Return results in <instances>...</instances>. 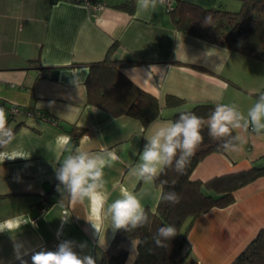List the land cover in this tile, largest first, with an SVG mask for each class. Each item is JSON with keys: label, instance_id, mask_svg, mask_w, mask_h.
<instances>
[{"label": "crops", "instance_id": "0c3cea01", "mask_svg": "<svg viewBox=\"0 0 264 264\" xmlns=\"http://www.w3.org/2000/svg\"><path fill=\"white\" fill-rule=\"evenodd\" d=\"M95 1L104 7L97 10L70 1L0 0V108L15 132L12 143L0 151L18 157H0V224L4 229L0 231V264H33L35 254L55 251L66 240L78 245L86 242L82 254L98 261L113 240L116 231L109 221L104 220L96 233L88 221L90 207L72 206L53 188L59 183L54 171L57 160L66 155L58 137H71L72 148L116 152L121 162L104 169L108 203L126 187L142 197L145 209H156L159 186L130 175L153 121L144 126L138 118L113 115L92 102L88 77L93 63L113 61L135 85L156 96L162 108L154 121L173 120L177 113L200 103L234 104L246 114L256 95L264 93V60L183 30L165 4L143 11L137 0ZM175 5L183 17L191 11L190 5L236 11L241 0H175ZM168 95L183 102L168 105ZM14 105L24 111L11 116ZM29 110L40 114L30 115ZM203 134H208L207 128ZM240 135L242 151L208 154L192 179L206 181L264 167V134L249 130ZM209 141L204 136L203 144ZM235 197L229 206L201 214L191 227L185 249H191L201 264H230L264 228V175L239 188ZM44 204L47 209L38 214ZM65 212L70 214L67 223L60 218ZM132 242H136L134 247ZM122 246L129 251L127 261L133 255V264L137 241Z\"/></svg>", "mask_w": 264, "mask_h": 264}, {"label": "trees", "instance_id": "16d2710c", "mask_svg": "<svg viewBox=\"0 0 264 264\" xmlns=\"http://www.w3.org/2000/svg\"><path fill=\"white\" fill-rule=\"evenodd\" d=\"M129 8L133 10V5L130 4ZM190 10L189 14L183 17L179 16L176 5L170 10L183 30L264 60V0H241V7L236 11L204 8L199 5H190ZM209 16L211 23L203 25L205 18ZM88 85L90 100L113 115L126 114L138 118L144 126H148L161 115L159 99L135 85L123 75L113 61L93 63ZM181 102L183 99L175 95L167 96L168 105ZM213 109L212 103H200L184 112H194L207 117ZM180 113H177L173 120ZM71 131H74V128ZM81 133L82 130L75 133V143ZM203 135L209 138L208 134ZM220 143L223 141L210 139L208 143L201 145L184 174H178L171 169L162 174L156 185L159 186L160 181H167L164 191H175L180 196V202L175 205L158 202L155 210L146 209L149 212L150 225L129 232L117 230L110 246L102 252L97 264H126L129 251L122 244L132 240L137 241L133 264H201L191 249H185L195 220L213 207H226L234 203L235 192L239 188L264 175V167H261L214 176L206 181L192 179L198 164L208 154L224 152L218 147ZM165 225L175 226L177 235L166 242L167 247H157L153 237L157 229ZM230 264H264V228Z\"/></svg>", "mask_w": 264, "mask_h": 264}, {"label": "clouds", "instance_id": "9594fccd", "mask_svg": "<svg viewBox=\"0 0 264 264\" xmlns=\"http://www.w3.org/2000/svg\"><path fill=\"white\" fill-rule=\"evenodd\" d=\"M165 3L166 0H137V7L149 11ZM210 23L209 16L205 18L203 25ZM205 128L211 140L223 141L218 147L224 152L242 151L244 141L240 131L251 130L256 134H264V93L256 95L255 102L246 114L234 104L216 103L207 117L194 112H181L174 120L153 121L149 126L148 135L144 137L145 144L138 153L137 162L130 167V175L144 184L155 185L159 177L169 169L184 174L192 157L204 142ZM14 139L15 132L8 126L7 113L0 108V149H7ZM85 139L91 141L89 136ZM58 143L66 155L57 160L58 167L54 168L59 182L57 191L61 192L63 199L66 197L72 206L90 207L91 217L88 221L96 233H100L104 220L109 221L113 232H129L150 225L149 212L141 202L142 197L136 192L126 187L121 188L119 197L108 203L110 193L106 187L104 169L121 162L116 152L107 148L93 151L87 146L72 148L69 136L58 137ZM0 157L18 158L7 156L4 151H0ZM167 183L160 181L158 202L178 204L180 196L175 191H164V185ZM60 218L67 223L70 214L65 212ZM0 231H4L2 224ZM176 235L175 226L165 225L157 229L153 242L157 247H167L166 242ZM135 243L132 242V247ZM77 247L81 249L80 252L75 250ZM86 247V242L78 245L74 241H62L55 251L35 254L32 258L33 264H97L92 255L82 254Z\"/></svg>", "mask_w": 264, "mask_h": 264}, {"label": "built area", "instance_id": "2783aa9c", "mask_svg": "<svg viewBox=\"0 0 264 264\" xmlns=\"http://www.w3.org/2000/svg\"><path fill=\"white\" fill-rule=\"evenodd\" d=\"M54 1H70V2H74V3H79V4H84L87 5L89 7H92L94 9L100 10L104 7V4L102 2L99 1H95V0H54ZM165 5L167 6L168 11H170L174 5H175V0H166ZM24 111L21 107L14 105L11 109H10V113L12 115L18 114L19 112ZM28 114L30 115H37L40 114L38 111H27ZM57 185L58 183H56L54 185V188L57 189ZM47 205H42L38 208V214H42L46 209H47ZM38 217V216H37ZM35 217L32 221L36 222V218Z\"/></svg>", "mask_w": 264, "mask_h": 264}, {"label": "rangeland", "instance_id": "374dc122", "mask_svg": "<svg viewBox=\"0 0 264 264\" xmlns=\"http://www.w3.org/2000/svg\"><path fill=\"white\" fill-rule=\"evenodd\" d=\"M132 260H133V255L130 256L129 260L127 261L126 264H132Z\"/></svg>", "mask_w": 264, "mask_h": 264}]
</instances>
